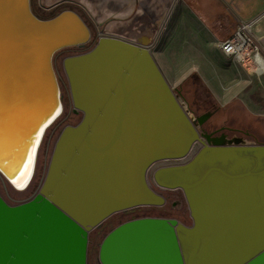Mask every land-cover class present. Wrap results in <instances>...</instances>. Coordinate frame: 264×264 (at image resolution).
<instances>
[{
    "label": "water",
    "instance_id": "1",
    "mask_svg": "<svg viewBox=\"0 0 264 264\" xmlns=\"http://www.w3.org/2000/svg\"><path fill=\"white\" fill-rule=\"evenodd\" d=\"M71 9L40 20L30 0H0V264H88L90 233L126 211L89 264H264V145L202 133L147 44L89 47L97 30ZM22 145L35 177L20 193L6 172ZM162 194L174 209H137Z\"/></svg>",
    "mask_w": 264,
    "mask_h": 264
},
{
    "label": "rangeland",
    "instance_id": "2",
    "mask_svg": "<svg viewBox=\"0 0 264 264\" xmlns=\"http://www.w3.org/2000/svg\"><path fill=\"white\" fill-rule=\"evenodd\" d=\"M76 1H85L88 9H91V6L95 4L97 8H94L93 13L90 14L94 16L101 12L100 21L103 20L105 22L108 18H116L110 20V24H108L107 33L110 36H114L117 27H122L127 32L134 31L132 37L144 35L145 38L149 39L148 43L154 42L153 54L156 61L172 89L187 107L202 133L214 134L224 129L222 132L227 136L219 139L220 141L229 143L236 140V142L245 141L246 143L264 145V74L256 71L253 65H241L233 58H228L217 52L214 49V42L208 40L203 34L199 36L197 33L199 28L189 11L181 9V5L171 6L172 8L168 7L169 9L167 8V11H164L163 3L166 0H130L123 9L116 8L112 2L105 5L103 4L104 1L101 3L99 0ZM121 1L123 2L124 0ZM41 2V0H37L38 6L48 11L47 8L57 3L58 0H46L48 7L45 8L41 7ZM173 9L174 11L171 14ZM132 13L133 20L126 22L125 18ZM87 16L89 17L88 13ZM141 26H144L142 28L145 29L142 30ZM76 48L81 49L80 47ZM82 48H85V46ZM67 57L69 56L62 59V66L64 59ZM63 71L66 76L64 66ZM207 112H214V114L205 123L200 124L199 119ZM71 114L80 115V113L73 111V105ZM12 188L16 192H25ZM38 192L39 190L36 194ZM163 196L167 200L164 206L137 209H174L177 205L175 198L168 195ZM186 205L188 208L187 202ZM188 211V216L191 218L189 208ZM126 212L116 214L113 217ZM132 219L136 218L118 223L104 235L98 246V260L99 248L106 235L121 223ZM99 228L90 233L88 264L91 246Z\"/></svg>",
    "mask_w": 264,
    "mask_h": 264
},
{
    "label": "crops",
    "instance_id": "3",
    "mask_svg": "<svg viewBox=\"0 0 264 264\" xmlns=\"http://www.w3.org/2000/svg\"><path fill=\"white\" fill-rule=\"evenodd\" d=\"M124 1L112 0V3L123 9L130 0ZM176 5L189 11L197 23L199 36L203 34L214 43L231 38L242 22L251 24V33L260 42L264 57V0H166L164 11ZM117 32L124 33L121 28ZM148 41L147 38L142 40L145 44Z\"/></svg>",
    "mask_w": 264,
    "mask_h": 264
},
{
    "label": "flooded vegetation",
    "instance_id": "4",
    "mask_svg": "<svg viewBox=\"0 0 264 264\" xmlns=\"http://www.w3.org/2000/svg\"><path fill=\"white\" fill-rule=\"evenodd\" d=\"M41 7L42 8H45V7H48V4L46 2V0H41ZM88 1H92V0H88ZM101 3L103 2V4H109L112 2V0H99ZM87 3H85V1H81V2H77L76 0H58L57 3H55L54 5L50 6L47 8L48 11H53V12H57L58 9H62L61 12H59L58 14L64 12V11H74V9H71L72 7L73 8H79L81 10H83L86 14L88 13L89 17H90V20H91V25L89 23H87L84 19V21L86 22V24L88 25L90 31H91V34H92V37L94 35L93 31H98L97 32V36H95L94 38V41L92 42L93 43V47L94 45L97 43V41L101 38V37H117V38H121V39H124V40H127L129 42H132V43H136V44H139V43H142V40L143 38H145L144 35H142L141 37L140 36H133L132 37V34H134V31L132 32H127L124 28L122 27H117L115 32H114V36H110L108 33H107V29H108V24H110V20H113V19H116L115 17H112V18H108L105 22H103V20L100 21V16H102V13L99 12V14L97 15H92L90 13H93V10L94 8H97V6L95 4H93L91 6V9H88L87 6H86ZM100 4V3H99ZM30 6H31V10L33 12V14L39 18L40 20H48V19H51V18H54V17H51L53 15H48L46 17H43L41 15H39L38 11H37V8H36V3H35V0H30ZM64 6V8H62ZM60 11V10H59ZM76 12V11H74ZM54 14V13H52ZM78 14V13H77ZM50 17V18H49ZM133 13L128 16L127 18H125L126 22H130L133 20ZM136 19V18H135ZM138 19V18H137ZM93 26V27H92ZM144 27V26H141V28ZM95 28V29H93ZM118 28H121L123 29L124 33L123 34H120L119 32H117ZM145 28H142V30H144ZM147 29V28H146ZM131 34V35H129ZM148 39V38H147ZM92 41V38L90 40V42ZM89 42V43H90ZM84 50V49H83ZM224 129H221L220 131L218 132H215L214 133V136L216 137H220L222 135H226L224 132H222ZM220 133V134H219ZM219 134V135H218ZM227 136V135H226ZM167 201V200H166Z\"/></svg>",
    "mask_w": 264,
    "mask_h": 264
},
{
    "label": "built area",
    "instance_id": "5",
    "mask_svg": "<svg viewBox=\"0 0 264 264\" xmlns=\"http://www.w3.org/2000/svg\"><path fill=\"white\" fill-rule=\"evenodd\" d=\"M251 26V24L242 22L231 38L215 42L214 49L228 58H233L241 65H253L255 68L256 57L259 55L263 57V55L260 42L251 33ZM154 47V42L147 44L151 52Z\"/></svg>",
    "mask_w": 264,
    "mask_h": 264
},
{
    "label": "bare ground",
    "instance_id": "6",
    "mask_svg": "<svg viewBox=\"0 0 264 264\" xmlns=\"http://www.w3.org/2000/svg\"><path fill=\"white\" fill-rule=\"evenodd\" d=\"M255 65H256V68H254L256 71H258L260 74H264V57H262V56H258V57H256V59H255ZM60 87V86H59ZM60 90H61V88H60ZM61 92V91H60ZM62 106H63V103H62ZM63 110H64V106H63ZM63 114V113H62ZM61 114V115H62ZM59 115V113L58 114H53L50 118H49V122H48V124L53 120V119H55V117H57ZM60 115V116H61ZM59 116V117H60ZM58 117V118H59ZM57 118V119H58ZM56 119V120H57ZM55 120V121H56ZM54 121V122H55ZM47 124V125H48ZM46 125V126H47ZM45 126V127H46ZM48 129V128H47ZM47 129H46V131H47ZM45 130V129H44ZM46 131H45V133H46ZM42 132V131H41ZM45 136V135H44ZM225 137H226V135H225ZM40 138H41V136H39V138L37 139V142H36V138H35V136L33 137V141L34 142H36V146H35V150H36V148L38 147V143H39V141H40ZM203 141H205V143H207V141L205 140V139H202ZM227 140H228V138H227ZM43 141V140H42ZM197 142H199V141H197ZM196 142V143H197ZM195 143V144H196ZM233 143H236V144H239V143H241V142H236V140H234L233 141ZM42 144V143H41ZM194 144V145H195ZM194 145H193V147H194ZM204 146V145H203ZM203 146H201L197 151H196V153L192 156V158L190 159V160H192L194 157H195V155L198 153V151L203 147ZM40 147H41V145L39 146V148H38V153H39V150H40ZM193 147H192V149H193ZM25 146L24 145H22L19 149H17V150H15V156H14V160H15V162L13 163V162H11V164H9L8 165V171L6 172V175H8V177H9V179H10V181L12 182V184H14L19 190H21V191H26L28 188H29V186L31 185V183H32V181H33V179H34V177H35V173H34V176H33V178H32V180H30L31 179V176H32V166H33V161H34V153H35V151H34V153H33V156H32V154H31V150L30 151H28V153H27V155L25 156V157H21V158H19L21 155H23V153H24V151H25ZM192 149L190 150V152L192 151ZM189 152V153H190ZM189 155V154H188ZM187 155V156H188ZM186 156V157H187ZM18 158V159H17ZM17 159V160H16ZM37 160H38V154H37V158H36V166H37ZM190 160H188L187 162H189ZM164 161H168V160H164ZM160 162H162V161H160ZM187 162H185V163H187ZM158 163V162H157ZM185 163H182V164H185ZM3 164V163H2ZM156 164V163H155ZM4 165V164H3ZM14 165H17V167H16V169H14ZM154 165V164H153ZM152 165V166H153ZM36 166H35V172H36ZM151 166V167H152ZM150 167V168H151ZM162 167V166H161ZM29 168V169H28ZM150 168H149V170H150ZM158 168H160V167H158ZM157 168V169H158ZM14 169V171L12 172V170ZM157 169H155L154 171H156ZM149 170H148V172H149ZM10 172H12V174H9ZM154 173V172H153ZM147 176H148V173H147Z\"/></svg>",
    "mask_w": 264,
    "mask_h": 264
},
{
    "label": "trees",
    "instance_id": "7",
    "mask_svg": "<svg viewBox=\"0 0 264 264\" xmlns=\"http://www.w3.org/2000/svg\"><path fill=\"white\" fill-rule=\"evenodd\" d=\"M91 46H93V45H89V47H91ZM88 48V47H87ZM85 49V48H84Z\"/></svg>",
    "mask_w": 264,
    "mask_h": 264
}]
</instances>
